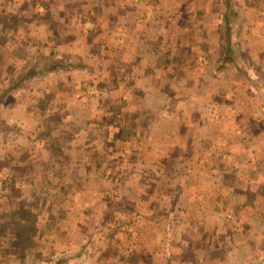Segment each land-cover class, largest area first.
Segmentation results:
<instances>
[{"label": "crops", "instance_id": "obj_1", "mask_svg": "<svg viewBox=\"0 0 264 264\" xmlns=\"http://www.w3.org/2000/svg\"><path fill=\"white\" fill-rule=\"evenodd\" d=\"M245 1L225 37L224 0H0V264H264Z\"/></svg>", "mask_w": 264, "mask_h": 264}, {"label": "trees", "instance_id": "obj_2", "mask_svg": "<svg viewBox=\"0 0 264 264\" xmlns=\"http://www.w3.org/2000/svg\"><path fill=\"white\" fill-rule=\"evenodd\" d=\"M224 2H225V12L223 15V23L226 24V27L228 29V30H226V33H225V37H226V35L229 36L230 31H231V27L229 26V24H231V21L233 19H237L235 17H237V15H239L238 14L239 11L237 9L238 4L235 2V0H224ZM226 45H227V47H226L227 49L225 51V57L223 58L225 60V63L232 60V55L234 53V48L231 45V42L230 41L227 42ZM51 55H53L52 52H51ZM57 66H62V67L72 68V69L82 68V66L79 63L71 64L69 62L60 63V64L56 65L55 67H57ZM241 68L245 69V67L243 66V63L241 64ZM38 74H40V72L35 71V70H30V71H28L27 74L21 76L20 81L21 82L24 81V83L33 82L34 77H36ZM8 94H9V92H5L0 98V111H1L2 105H3L2 104L3 102H1V100L2 99L4 100L8 96ZM259 94L261 95V97H264L263 92H260ZM2 263L3 264H11L9 261H6V260H2Z\"/></svg>", "mask_w": 264, "mask_h": 264}, {"label": "rangeland", "instance_id": "obj_3", "mask_svg": "<svg viewBox=\"0 0 264 264\" xmlns=\"http://www.w3.org/2000/svg\"><path fill=\"white\" fill-rule=\"evenodd\" d=\"M197 2H199L201 9L200 10L198 9L194 14H192V16L184 15L185 19H183V21H178L177 24H203V0H197ZM260 11H261V8L256 9L257 14H259ZM262 11H264V9ZM174 24H176V22ZM201 62L203 63V61ZM0 236L2 239L8 238V234L6 232L1 231ZM1 255H4V254H1Z\"/></svg>", "mask_w": 264, "mask_h": 264}, {"label": "built area", "instance_id": "obj_4", "mask_svg": "<svg viewBox=\"0 0 264 264\" xmlns=\"http://www.w3.org/2000/svg\"><path fill=\"white\" fill-rule=\"evenodd\" d=\"M3 194V191L2 192H0V196Z\"/></svg>", "mask_w": 264, "mask_h": 264}]
</instances>
